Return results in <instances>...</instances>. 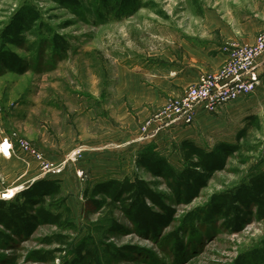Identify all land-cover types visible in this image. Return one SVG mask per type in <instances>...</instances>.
Returning a JSON list of instances; mask_svg holds the SVG:
<instances>
[{"label":"rangeland","instance_id":"1","mask_svg":"<svg viewBox=\"0 0 264 264\" xmlns=\"http://www.w3.org/2000/svg\"><path fill=\"white\" fill-rule=\"evenodd\" d=\"M23 1L1 0L0 27ZM25 1L37 5L43 24L52 33L62 34L69 47L64 54H56L48 28L35 26L24 47L10 46L27 61L25 72L0 66V198L13 199L44 177L61 179L62 191L52 208L61 201L62 207L68 206L74 227L65 232L71 244L53 252V260H36L34 255L59 247L44 243V238L61 229L41 225L28 238L0 243V264H62L72 258L73 247L81 239L91 243L102 264H232L241 252L259 247L264 240V220L253 218L236 231L217 218L184 221L189 212L204 208L213 194L264 168V65L259 93L227 103L201 120L193 135L205 148L221 141L236 143L244 127L248 138L238 140L240 151L211 175L199 196L189 204H173L177 210L174 221L158 237L137 234L118 208L88 211L85 196L91 195L94 182L104 178L95 155L103 151L92 147L103 139L107 129L102 124L108 118L116 125L117 143L110 146L112 161H105L113 176L132 178L137 173L169 194L163 181L134 163L136 152L146 145L142 142L151 137L143 131L144 123L169 95L178 94L160 98L159 87L163 86L158 80L172 61L187 54L185 45L217 44L215 17L242 23L246 17L263 14L264 0H136L123 16L108 14L96 0H80L77 9L61 7L53 0ZM250 115L255 116L251 122ZM124 129L135 134L127 142L121 141ZM20 138L42 154L43 162L19 151ZM174 144L169 142L158 151L178 165ZM130 146L133 149L128 151ZM46 162L53 164L50 172L43 169ZM112 222L123 230L104 234ZM181 228L186 231L179 252L170 232ZM110 249L123 257L113 256Z\"/></svg>","mask_w":264,"mask_h":264},{"label":"trees","instance_id":"2","mask_svg":"<svg viewBox=\"0 0 264 264\" xmlns=\"http://www.w3.org/2000/svg\"><path fill=\"white\" fill-rule=\"evenodd\" d=\"M53 1L65 8L77 9L81 5L80 0ZM96 1L108 14L114 12L117 16H123L130 11V5L136 0ZM42 17L37 5L24 0L15 8L8 21L2 24L0 27L2 68L15 73L25 72L28 68L27 61L10 46L24 47L27 44V34L35 26L47 27L43 24ZM48 30L54 52L59 55L64 54L69 47L68 41L62 34L52 33L50 28ZM252 119H255V116L250 115L249 122ZM246 128L239 130L236 143L221 141L212 148H205L194 139L180 140L173 146V151L177 153L178 165H174L167 155L160 153L154 143L144 145L136 152L135 165L143 168L153 178L163 181L169 194L158 190L154 187V182L147 181L137 173L132 178L128 176L122 179L108 178L94 182L91 195L85 196L88 211L96 212L108 206L118 208L137 234L151 238L158 237L174 221L177 210L173 204L191 203L199 196L200 190L208 185L211 175L225 168L227 160L240 151L242 144L238 140L248 138ZM262 163L264 164V159ZM61 191V179L44 177L22 189L13 199L0 198V228H2L0 243L8 244L14 238H28L41 225H55L61 230L45 237L44 243L56 244L59 247L34 255L36 260H53V252H58L71 244L68 242L69 235L65 232L66 229L74 227L68 206L62 207L61 201L56 209L52 208L57 203L56 198ZM187 215L185 224L195 219L210 222L213 218H217L227 228L235 231L253 218L264 220V168L251 172L229 189L213 194L204 208H196ZM118 230L123 229L112 222L104 234ZM185 231V228H181L180 231L170 232L174 249L179 252L183 248L182 234ZM112 255L123 257L121 253L114 251ZM102 261L98 252L91 248V243L81 239L73 247L72 258L63 261L62 264H102ZM232 264H264V240L259 247L241 252Z\"/></svg>","mask_w":264,"mask_h":264},{"label":"built area","instance_id":"3","mask_svg":"<svg viewBox=\"0 0 264 264\" xmlns=\"http://www.w3.org/2000/svg\"><path fill=\"white\" fill-rule=\"evenodd\" d=\"M226 58L214 71L201 72L197 81L175 96H169L160 110L144 124L143 131L154 136L163 128L191 125L199 110L216 113L225 104L249 96L261 84L264 65V29L252 43L226 42L221 46ZM153 129L149 131V128ZM19 151L43 162L42 154L24 139L17 140ZM50 172L53 164H43Z\"/></svg>","mask_w":264,"mask_h":264},{"label":"crops","instance_id":"4","mask_svg":"<svg viewBox=\"0 0 264 264\" xmlns=\"http://www.w3.org/2000/svg\"><path fill=\"white\" fill-rule=\"evenodd\" d=\"M261 11L263 12V14L261 13L260 16L256 15L257 17H246V19H244L242 23H236L234 21H229L228 23L219 19V17H215L217 44L207 41L204 42L203 46L193 44L185 45L183 49L187 54H184L181 59L172 61L167 71L163 73V77L158 80L160 81L159 83H161V85L163 86L162 88L159 87V97L162 98L169 94L180 93L185 87L197 81V78L201 72L217 69L226 58L224 52L221 50V46L226 43V41H234L237 43L252 42L256 36V33L264 28V8ZM260 85L254 90L253 93L260 92ZM246 97L248 96L240 97L238 99H244ZM207 114H209L207 111L205 112L203 110H199L195 120L191 125L182 124L178 126L163 128L154 136L145 138L146 141H143L142 144H149L150 142H152L157 146L156 149L158 150L163 148L169 142L178 143L182 139H194L196 141V137H194L193 134H196L198 125L201 124V120H203V118L206 117ZM108 119H105L102 124L107 129L103 134V139L99 138V141L95 143L96 145L92 147L94 151H103V153L100 152L101 154L95 153V155H97L98 161L96 162H98L99 169L102 173H105L100 174L101 176L104 175V178L101 180H106L108 178H117L116 176H113L112 173L114 172H111L113 171L111 165L106 167V164L108 162H105L107 160H110L109 162L111 163L112 154L110 153V151L112 147L110 146L117 143L116 125L114 124L113 118L110 119V121ZM152 129L153 126L149 128V131H151ZM136 132L138 131H135V133ZM134 135H132L131 129H124L121 137L124 140L121 141L127 142V140L131 139ZM131 149H133V146L127 147L128 151ZM102 157L104 161L103 163ZM100 165L102 166V168H100ZM107 171L109 172L106 173Z\"/></svg>","mask_w":264,"mask_h":264}]
</instances>
